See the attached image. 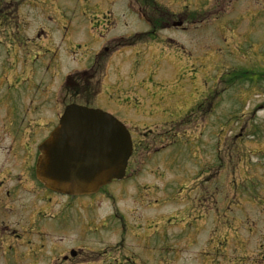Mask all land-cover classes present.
I'll list each match as a JSON object with an SVG mask.
<instances>
[{
	"label": "rangeland",
	"instance_id": "1",
	"mask_svg": "<svg viewBox=\"0 0 264 264\" xmlns=\"http://www.w3.org/2000/svg\"><path fill=\"white\" fill-rule=\"evenodd\" d=\"M155 1L186 29L147 35L132 6L157 17L153 6H137L153 0H0V99L44 102L45 118L61 116L73 100L66 78L107 46L108 85L74 101L123 122L145 155L159 152L129 171L113 205L97 196L83 212L75 202L66 243L99 251L123 242L134 264H264V0ZM59 118L47 129L39 122L42 140ZM163 149L169 163L155 159ZM114 209L119 221L89 231ZM45 243L36 264L51 254L49 236ZM26 250L7 249L0 264L29 258Z\"/></svg>",
	"mask_w": 264,
	"mask_h": 264
},
{
	"label": "flooded vegetation",
	"instance_id": "2",
	"mask_svg": "<svg viewBox=\"0 0 264 264\" xmlns=\"http://www.w3.org/2000/svg\"><path fill=\"white\" fill-rule=\"evenodd\" d=\"M137 6L159 5L150 3L137 4ZM156 12L159 13L157 17L163 16L158 23L159 26L170 27L176 24V21L167 17L163 9H159ZM143 13L140 10L141 16H143ZM179 22H182L183 25L184 20L180 19ZM107 51H109V48L105 47L101 52ZM68 83L72 86L76 85L73 91L69 93L65 92V95L73 99L72 101L84 95L85 90L89 89V86L85 89V83L83 81L73 80L67 81L66 84ZM101 83H103L102 77L98 79V84L101 85ZM0 100H4L0 104H4L5 106L0 115V249L3 250L2 247L6 245L5 250H3L4 253L0 255V261L6 259L7 249H15V246L19 247L21 244L27 248L26 251H28L29 258H25L24 256L16 264H36L37 260L33 256L45 249V236L47 238L49 236L53 246L52 250L50 249L51 254L46 264H98L97 262L99 261L102 264H134L136 262V253L132 249H123V242L108 245L107 248L99 251L85 250V247L79 244L69 246L66 242L68 240L69 242H73L68 238V234L73 231L74 225V216L71 217L69 212L74 210L75 202L85 212V199L92 200L97 198V196L112 205L116 203L115 200L120 195L126 193L127 187L125 180L128 177L129 171H133L134 169L136 171L140 170L145 163V157L153 154L154 158L159 152V149L154 153L148 152L145 155L144 145L141 141L136 142L133 137V152L128 162L126 176L122 180H113L93 195L70 196L57 193L46 188L37 178L36 164L40 156L39 145L43 141V136H40V130L38 129L39 122H42V127L47 129L52 121L56 118L58 120V113L49 114L52 116L45 118L44 112L46 110L44 102L31 100L30 103H26L25 100H13L7 97ZM5 139L6 141L9 140V144L6 146L2 144ZM38 140H40L39 143ZM36 143H38L37 146ZM163 151L164 149L160 151L161 155L159 158L155 159L169 163L170 159L167 157L169 154H164ZM13 178L17 179L16 183L14 185L8 184V181ZM116 182L124 185L116 186ZM151 203L147 202L146 206ZM90 204L92 203H88L87 205ZM114 208L117 210L116 206ZM146 208H150V206ZM115 209L105 223L95 229L89 227V231L98 233L100 230H106L108 228L106 222L111 218L119 221V214ZM47 213L50 214L49 221L43 225L41 221ZM81 222H85V216H83ZM90 223L92 221L88 222V224ZM119 226L120 228L122 227L121 224ZM119 226H116V228L118 229ZM134 234V232H131L129 235ZM145 238L148 239L147 236ZM94 253V256L98 258H89Z\"/></svg>",
	"mask_w": 264,
	"mask_h": 264
},
{
	"label": "water",
	"instance_id": "3",
	"mask_svg": "<svg viewBox=\"0 0 264 264\" xmlns=\"http://www.w3.org/2000/svg\"><path fill=\"white\" fill-rule=\"evenodd\" d=\"M39 150L40 181L55 192L81 196L125 177L133 142L125 124L112 114L70 104Z\"/></svg>",
	"mask_w": 264,
	"mask_h": 264
},
{
	"label": "trees",
	"instance_id": "4",
	"mask_svg": "<svg viewBox=\"0 0 264 264\" xmlns=\"http://www.w3.org/2000/svg\"><path fill=\"white\" fill-rule=\"evenodd\" d=\"M152 3H154V2H152ZM154 8H156L157 10H159L160 8H159V6H153ZM164 10V9H163ZM164 12H166V15H167V17L169 18V19H171V20H174V15L173 14H171L169 11H167L166 9L164 10ZM145 18L147 19L146 21H148V23H150L151 24V26L153 27L152 28V31L148 34L149 36H151L152 35V33L154 32V31H156L157 29H160L161 27H164V26H159L158 25V23H159V21L163 18V16H159V17H148V16H145ZM156 28V29H155ZM135 41H128V44L129 43H134ZM127 44V45H128ZM103 56H106V54H102V55H100V56H98L97 57V59H101ZM93 69H94V67L93 68H91V70L90 71H93ZM85 75H87V73H85V71L84 72H81V73H75V74H73V75H71V76H69L68 78H67V81H77V77L78 76H83L84 78H85ZM96 77V74H94V73H92L91 75H89V77H88V79L86 80V83H91V81L94 79ZM84 83H85V81H84ZM88 86H89V88H90V84H88ZM76 87V85H70L69 83L68 84H66L65 86H64V91L66 92V93H69V92H71V91H73L74 90V88Z\"/></svg>",
	"mask_w": 264,
	"mask_h": 264
}]
</instances>
